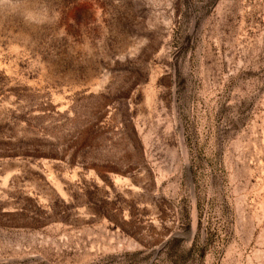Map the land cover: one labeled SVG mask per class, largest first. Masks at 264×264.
<instances>
[{
  "label": "rangeland",
  "instance_id": "rangeland-1",
  "mask_svg": "<svg viewBox=\"0 0 264 264\" xmlns=\"http://www.w3.org/2000/svg\"><path fill=\"white\" fill-rule=\"evenodd\" d=\"M0 264H264V0H0Z\"/></svg>",
  "mask_w": 264,
  "mask_h": 264
}]
</instances>
